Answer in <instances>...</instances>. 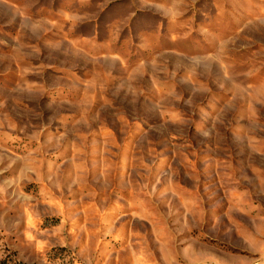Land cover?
<instances>
[{
  "label": "rangeland",
  "instance_id": "rangeland-1",
  "mask_svg": "<svg viewBox=\"0 0 264 264\" xmlns=\"http://www.w3.org/2000/svg\"><path fill=\"white\" fill-rule=\"evenodd\" d=\"M0 264H264V0H0Z\"/></svg>",
  "mask_w": 264,
  "mask_h": 264
}]
</instances>
